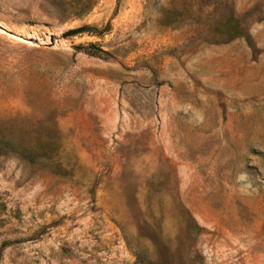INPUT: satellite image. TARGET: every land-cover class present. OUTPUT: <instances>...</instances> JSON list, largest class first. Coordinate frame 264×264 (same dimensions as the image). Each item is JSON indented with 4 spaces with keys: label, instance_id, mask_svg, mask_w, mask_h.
<instances>
[{
    "label": "rangeland",
    "instance_id": "1",
    "mask_svg": "<svg viewBox=\"0 0 264 264\" xmlns=\"http://www.w3.org/2000/svg\"><path fill=\"white\" fill-rule=\"evenodd\" d=\"M0 26V264H264V0H0Z\"/></svg>",
    "mask_w": 264,
    "mask_h": 264
},
{
    "label": "trees",
    "instance_id": "2",
    "mask_svg": "<svg viewBox=\"0 0 264 264\" xmlns=\"http://www.w3.org/2000/svg\"><path fill=\"white\" fill-rule=\"evenodd\" d=\"M230 19V15H228L225 21H228ZM222 22V21H221ZM93 29L95 27H92ZM230 31H236V23L235 22H231V24H228V29ZM5 144V140H4V136L0 127V150L3 148V145ZM18 152L21 156L27 158L30 161L35 160L38 156L41 155L42 148H36L33 146H24V147H19ZM183 211H184V215H185V226L186 228H189L193 233L194 231L197 230L196 227V223H194V220L192 219L191 215L188 213V211L186 210V208L183 207ZM163 261V259H162ZM139 264H163V262L161 263V261H155V262H151V261H144V260H139Z\"/></svg>",
    "mask_w": 264,
    "mask_h": 264
},
{
    "label": "water",
    "instance_id": "3",
    "mask_svg": "<svg viewBox=\"0 0 264 264\" xmlns=\"http://www.w3.org/2000/svg\"><path fill=\"white\" fill-rule=\"evenodd\" d=\"M0 28H2V26H0ZM85 28H86L85 25H80V26H76V27H69V28H66V29L60 31L59 35L61 37H65V36L80 32V31L84 30ZM53 39H54L53 34H49V41L51 42ZM36 40L37 39H34V42H36Z\"/></svg>",
    "mask_w": 264,
    "mask_h": 264
}]
</instances>
